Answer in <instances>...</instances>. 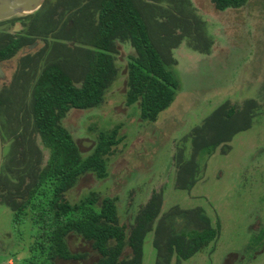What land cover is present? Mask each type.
Wrapping results in <instances>:
<instances>
[{"label": "rangeland", "instance_id": "374dc122", "mask_svg": "<svg viewBox=\"0 0 264 264\" xmlns=\"http://www.w3.org/2000/svg\"><path fill=\"white\" fill-rule=\"evenodd\" d=\"M67 1L75 0H50L35 20L49 16L48 23L58 22L56 30L65 21L73 25L75 17ZM84 1L96 3V0L81 3ZM133 3L141 12L165 66L176 75L179 88L156 120L140 118L138 102H125L127 54L133 48L128 42L117 41L114 58L118 73L107 88L104 101L94 107H71L62 122L83 154L94 146L100 128L120 123L118 135L122 139L108 158V174L102 178L92 172L81 174L65 196L76 201L90 190L99 196H116L120 222L127 232L151 194L161 196L159 215L143 241L142 264H155L158 254L164 256L166 247L160 236L201 227L203 220L197 216L189 222L176 212L197 206L203 207L212 225L219 221L218 235L205 249L186 259L177 260L173 254L170 264H263L264 0H247L239 7L225 9L216 8L212 0H133ZM30 20L31 17H26L25 23L18 18L0 20V43L8 39L7 33L17 36L28 31L34 37L12 57L1 60L5 74L0 77V90L13 83L5 94L12 96L14 107L24 108L26 113L30 104L28 90L44 64L59 63L75 80L85 66L84 61L76 58L54 56L56 47L43 48V37L47 35L50 41L52 38L44 32L42 22L33 25ZM72 33L79 34L76 30ZM65 40L72 46L78 43L72 38ZM37 52H40L38 62L27 63L22 76L15 78V74L20 76L21 55L35 56ZM247 97L256 99L260 106L248 127L235 133L228 143H219L210 155L198 157L195 181L178 183L173 154L183 145L186 156H190L192 146L187 137L191 128L222 100L229 98L231 102L242 103ZM251 110L256 112L254 108ZM5 116L2 111L0 118L3 120ZM5 122L9 126L8 120ZM8 143L5 141L3 147ZM46 158L45 151L43 163ZM166 215L172 228L167 229L164 222L157 233L160 240L156 248L154 228ZM30 233L29 224H15L11 209L0 201V264L23 263ZM67 243L72 251L84 252V256L57 258L54 264H91L100 256L90 241L74 232L67 234ZM131 253L126 244L120 257Z\"/></svg>", "mask_w": 264, "mask_h": 264}, {"label": "trees", "instance_id": "16d2710c", "mask_svg": "<svg viewBox=\"0 0 264 264\" xmlns=\"http://www.w3.org/2000/svg\"><path fill=\"white\" fill-rule=\"evenodd\" d=\"M49 1L45 0L32 13L12 18L25 23V18L31 17L30 23L33 25L37 21L42 22L44 32L52 38L50 41L47 35L43 37V48L56 47L51 52L54 56L76 58L77 61H84L85 66L77 80L54 61L39 68L28 90V115L24 108L14 107L12 96L5 94L12 89L13 83L0 90V115L2 111L7 114L5 119L0 118V128L3 143L9 141L3 147L0 165V184L4 188L0 201L11 209L15 224L26 222L31 229V240L27 245L29 250L21 264H54L57 258L83 257L84 252L69 248V232L90 241L98 251L100 256L91 264H142L143 241L159 215L161 196L156 192L151 194L128 232L120 222L116 196H99L95 190H90L76 201L69 200L65 192L81 174L92 172L98 178L108 174V158L122 139L118 135L121 124L100 128L94 146L83 154L62 118L71 107H94L104 101L106 90L118 73L114 58L117 41L128 42L133 48L127 54L125 102H138L140 118L156 120L159 112L174 99L179 81L174 72L165 66L133 0H96L95 4L81 3V0L67 1V7L75 17L73 25L65 21L57 30L58 22L48 23L49 16L35 20ZM212 1L218 9L239 7L247 2ZM75 30L79 32L78 36L72 33ZM29 34L28 31H22L17 36L7 33L8 39L0 43V60L12 57L20 47L32 40L34 37ZM71 38L78 43L74 46L68 44L65 39ZM39 58L40 52L35 56L30 53L21 55L20 76L15 74V78L22 76L27 63L36 64ZM252 108L256 110L255 113H252ZM259 108L253 97L245 98L242 103L226 98L217 104L188 132L187 139L192 146L190 156H186L183 145L173 154L177 182L184 185V182L195 181L194 175L199 169L198 157L210 155L219 143H228L235 133L247 128L249 120L259 112ZM7 120L9 126L6 125ZM45 151L47 158L43 163ZM176 212L189 222L197 216L203 220V224L200 228L160 236L166 248L163 257L158 254L155 264H170L173 254L177 260L186 259L205 249L218 235L219 221L216 226L212 225L203 207ZM162 218L154 228L153 244L156 248L160 240L157 233H160L164 222L169 226L165 225L167 229L172 228L167 215ZM126 244L131 247L132 253L120 257Z\"/></svg>", "mask_w": 264, "mask_h": 264}, {"label": "water", "instance_id": "95a60500", "mask_svg": "<svg viewBox=\"0 0 264 264\" xmlns=\"http://www.w3.org/2000/svg\"><path fill=\"white\" fill-rule=\"evenodd\" d=\"M45 0H0V20L26 15L37 10ZM5 72L0 60V77L4 76ZM3 139L0 128V165L3 159Z\"/></svg>", "mask_w": 264, "mask_h": 264}, {"label": "flooded vegetation", "instance_id": "af4514ba", "mask_svg": "<svg viewBox=\"0 0 264 264\" xmlns=\"http://www.w3.org/2000/svg\"><path fill=\"white\" fill-rule=\"evenodd\" d=\"M9 59V58H8ZM6 60V59H5ZM1 262V261H0Z\"/></svg>", "mask_w": 264, "mask_h": 264}]
</instances>
